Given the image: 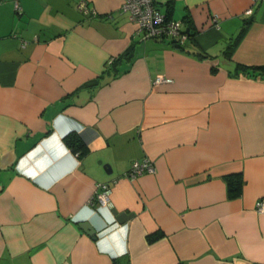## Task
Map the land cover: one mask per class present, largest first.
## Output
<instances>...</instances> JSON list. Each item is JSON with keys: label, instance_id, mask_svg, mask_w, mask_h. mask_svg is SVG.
<instances>
[{"label": "crops", "instance_id": "obj_1", "mask_svg": "<svg viewBox=\"0 0 264 264\" xmlns=\"http://www.w3.org/2000/svg\"><path fill=\"white\" fill-rule=\"evenodd\" d=\"M79 1L0 0V264H264V0H154L182 48Z\"/></svg>", "mask_w": 264, "mask_h": 264}, {"label": "built area", "instance_id": "obj_2", "mask_svg": "<svg viewBox=\"0 0 264 264\" xmlns=\"http://www.w3.org/2000/svg\"><path fill=\"white\" fill-rule=\"evenodd\" d=\"M87 1H79L78 9L87 12ZM121 9L128 13L131 21L137 26V31L143 39H168L174 41L175 46L184 45L187 38V32L183 28L182 21L168 17L154 0H122ZM250 9L246 11L249 13ZM216 21L217 16L213 15ZM171 78L163 75H157L154 84L168 83ZM155 167L151 159L143 158L133 160L125 176L135 178L142 173H153ZM100 190L95 193V200L101 204H108V194L110 186L108 183L99 184ZM255 210L258 213H264V197L257 199Z\"/></svg>", "mask_w": 264, "mask_h": 264}, {"label": "trees", "instance_id": "obj_3", "mask_svg": "<svg viewBox=\"0 0 264 264\" xmlns=\"http://www.w3.org/2000/svg\"><path fill=\"white\" fill-rule=\"evenodd\" d=\"M168 16V14H167ZM169 17V16H168ZM189 36L191 33L189 32ZM187 35V36H188ZM169 43L175 45L171 40H168ZM184 45H179L180 48H182ZM133 55L132 48L126 49L121 55H119L116 58H113L112 64L116 66L119 62L121 61H127L130 60ZM242 70L245 72V74L249 77L253 78H262L264 79V65L262 66H257V67H242ZM98 81H92L91 83H88L87 85H94ZM64 141L65 143L71 148L73 152H76L78 154H81L85 151V147L81 139L76 133H68L64 136ZM226 181L228 184V195L230 197H235L239 194L240 192V186L242 182V177L240 174H233L226 176ZM160 234H151L148 236L149 241H153L156 238H158Z\"/></svg>", "mask_w": 264, "mask_h": 264}, {"label": "water", "instance_id": "obj_4", "mask_svg": "<svg viewBox=\"0 0 264 264\" xmlns=\"http://www.w3.org/2000/svg\"><path fill=\"white\" fill-rule=\"evenodd\" d=\"M80 226L90 235H93L95 233V229L92 228V226L87 222L81 223Z\"/></svg>", "mask_w": 264, "mask_h": 264}]
</instances>
